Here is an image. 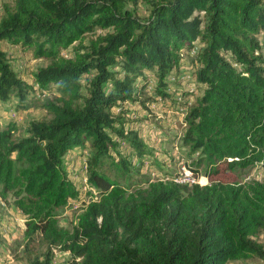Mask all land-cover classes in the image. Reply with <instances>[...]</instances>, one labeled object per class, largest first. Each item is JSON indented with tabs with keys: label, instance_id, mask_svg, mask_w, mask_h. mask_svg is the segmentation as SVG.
Returning <instances> with one entry per match:
<instances>
[{
	"label": "trees",
	"instance_id": "1",
	"mask_svg": "<svg viewBox=\"0 0 264 264\" xmlns=\"http://www.w3.org/2000/svg\"><path fill=\"white\" fill-rule=\"evenodd\" d=\"M149 1L145 17L127 6L138 0H13L4 6L0 42L49 62L26 81L0 47V101L16 96L22 106L36 95V83L60 94L44 104L51 118L31 121L25 135H16L15 120L3 124L0 118V195L11 196L26 216L28 264H51L55 248L74 264L264 259L257 239L264 233V178L240 180L243 170L264 162V0ZM98 29L110 30L85 43ZM71 46L72 55L62 53ZM195 46L189 64L202 92L185 117L182 144L198 152L199 165L207 161L210 183L121 184L103 171L104 163L125 176L131 155L152 149L126 137L124 119L136 122L130 110L113 116V108L135 101L151 79L166 95L180 51ZM115 133L128 141L124 152ZM86 142L89 180L99 197L68 228L56 209L81 191L63 161ZM37 241L44 243L40 252Z\"/></svg>",
	"mask_w": 264,
	"mask_h": 264
},
{
	"label": "rangeland",
	"instance_id": "2",
	"mask_svg": "<svg viewBox=\"0 0 264 264\" xmlns=\"http://www.w3.org/2000/svg\"><path fill=\"white\" fill-rule=\"evenodd\" d=\"M152 1L138 0V2H129L128 7L131 9L133 15L145 17L148 15L151 9ZM12 5L13 0H0V17L4 13V6ZM110 29H98L95 33H88L85 35V43L90 38L94 37L98 33H104ZM77 44V42L75 43ZM74 44V45H75ZM0 47L7 53V57L13 64V67L20 73L23 79L26 81L34 80V73L41 66H45L49 60L46 57H36L34 52L22 48L19 44H14L6 40L0 42ZM66 56L73 54V47L63 50ZM190 55L186 59V66L189 64ZM147 74V72H144ZM149 75V73H148ZM151 78V77H150ZM141 77L137 78L140 82ZM85 82V81H84ZM155 84V81L152 85ZM36 95L31 99L24 101V103L18 104V98L15 96L11 103L3 104L0 101V118L1 122L5 123L6 120H15L18 126L16 130L17 136H22L27 133L28 125L31 121L40 118H51V114L48 113L44 104L55 96H59L58 91L40 90L38 85L35 84ZM147 88V87H146ZM198 93H194V97L201 94V90L198 87ZM145 88L140 90L142 98L140 99L141 110L134 109V106L138 107L134 102L131 106V110L136 112H145L146 115H152L148 118L154 125V131L157 128L155 140H159V147L152 149L151 152L145 156L131 155L130 171L131 174L122 176L117 173L114 167L109 162L104 163L103 171L111 175V177L120 181L121 184H131V186L142 185L147 181L163 179L167 177H174L183 170V166L189 168L193 174H206L207 161H204L201 165L197 163L199 157L198 152H191L188 146L183 145L178 140V134L186 129L180 121V115L175 114L176 120L167 122V114L160 118H157L149 106L153 102L147 101L151 99V94H147ZM144 99V100H143ZM14 101V103H12ZM16 101V102H15ZM147 101V102H146ZM146 102V105H145ZM138 103V102H136ZM20 106V108H19ZM161 104L156 103L154 108L160 109ZM162 111L165 110V106L161 107ZM175 109V108H174ZM113 113V111H112ZM114 115V113H113ZM126 125H128V133L126 137L131 139L136 135V130L132 126V120L124 119ZM3 123V124H4ZM183 125V126H182ZM146 131V130H145ZM142 130V132H145ZM140 141V140H139ZM123 145V144H122ZM120 149H122L120 147ZM177 149V150H176ZM123 152L125 148L122 149ZM150 150V149H149ZM175 152V153H174ZM178 152V153H176ZM91 154V148L89 142L80 144L70 149L64 157V165L70 176H73L76 182L82 181V176L85 174L88 168V157ZM119 156V154H118ZM89 176V175H88ZM77 178V179H76ZM264 178V162H259L254 166L248 167L241 173L240 180L246 182L252 179ZM80 180V181H79ZM1 188V185H0ZM90 191H86V196L81 194L80 199L82 202L90 199ZM89 194V195H88ZM78 205V200H69L65 206L58 207L56 213L60 225L71 228L73 222H75L77 214L80 212L79 208H75ZM26 216L14 206L13 198L9 196L7 199L2 198L0 195V264H28L29 251L23 250L24 230H25ZM258 241L264 245V233L258 236ZM38 251L44 248V243L37 241L34 243ZM54 258L51 264H74L72 258L68 252H61L57 249L54 250ZM234 264H264V259L250 258V259H238L233 261Z\"/></svg>",
	"mask_w": 264,
	"mask_h": 264
},
{
	"label": "built area",
	"instance_id": "3",
	"mask_svg": "<svg viewBox=\"0 0 264 264\" xmlns=\"http://www.w3.org/2000/svg\"><path fill=\"white\" fill-rule=\"evenodd\" d=\"M197 49H198V46H195L191 50L182 49L180 51V66L175 67L172 70L171 74L169 75V79H168L169 83L166 88V92H167L166 95L163 96L162 94H159L154 90L155 84L152 85V83L155 81L154 79H151L149 84L147 85V88H145L146 91H148V93L152 95L151 99L148 98L147 101L153 102L151 105H147V106H149L150 109H153L152 111L156 113L154 115L157 118H160L162 116H165L164 114H167L166 115L167 122H172L176 120L174 115L178 114L180 115L181 123L187 127V122H186L185 117L188 114L190 107L195 102L196 97H194V93L199 92L198 91L199 81L197 78V74L195 73L196 66L195 65L186 66L185 63H186V59L188 55H190L189 57H194ZM235 65L238 66L237 64ZM199 89L202 91L201 87H199ZM137 96L138 98L135 100V104L138 107L134 106V109L139 111L141 110L140 98H142V95L138 94ZM146 102H145V105H146ZM156 103L161 104V107L165 106V110L162 111L161 107L160 109L154 108V105ZM132 105H134V102L132 99L123 100L120 103V107L113 108V113H114L113 116H116L119 112H125L126 109L130 110L128 116L136 120V122L132 126L134 127L138 135V137L135 135L132 139L143 141L149 148L157 149L159 147L158 142L160 141V139L155 140V136H156L155 131H157V128L154 131L153 122L150 119H143V117L148 118L149 116H152V115H146L145 112H142V113L136 112L134 109L131 110ZM142 130L144 131L146 130V131L142 132ZM127 133H128V129L125 131V134ZM183 134H184V130L177 135L178 140L181 143L183 141ZM114 136H115L116 142H118L119 145H121L123 148L125 147L127 149L130 147L128 146V143H127L128 141L126 138L120 136L117 133H115ZM146 155L147 153L144 154L143 156L146 157ZM69 178L75 180L73 176L69 175ZM161 180H170V181H174L177 183H189V184H199V185H206L210 183V179L206 174L205 175L199 174V173L193 174V172L189 168H186L185 165L183 166V170L180 171L179 174L175 175L172 178L167 177ZM76 181L77 180H75V182ZM76 183H77L78 188L81 191V194H84L86 196V191L89 190L90 191L89 194L91 196L90 199L88 200L84 199V202H82L80 198L73 199V200H78V205L75 208H79L81 211L82 208H84L90 201H94L98 199L99 193H98L97 187L90 182L87 170L85 174H83L82 176V181L76 182Z\"/></svg>",
	"mask_w": 264,
	"mask_h": 264
},
{
	"label": "clouds",
	"instance_id": "4",
	"mask_svg": "<svg viewBox=\"0 0 264 264\" xmlns=\"http://www.w3.org/2000/svg\"><path fill=\"white\" fill-rule=\"evenodd\" d=\"M207 175V174H206ZM208 176V175H207ZM98 189V188H97ZM98 193H99V190H98Z\"/></svg>",
	"mask_w": 264,
	"mask_h": 264
}]
</instances>
